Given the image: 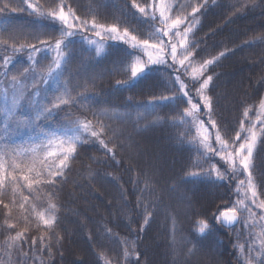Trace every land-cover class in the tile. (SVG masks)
<instances>
[{
	"label": "trees",
	"instance_id": "obj_1",
	"mask_svg": "<svg viewBox=\"0 0 264 264\" xmlns=\"http://www.w3.org/2000/svg\"><path fill=\"white\" fill-rule=\"evenodd\" d=\"M135 2L145 7L150 0ZM69 3L82 18L91 19L95 15L98 23H117L139 37L149 36L152 29L148 19L133 7L132 0ZM242 3L248 0H212L200 11L195 37L199 62L218 57L208 65V74L213 79L207 93L213 98V119L226 136L239 125L244 108L264 95V5L256 0L259 6L248 4L241 8ZM10 18L18 27L24 17L14 12ZM130 50L124 42L110 43L104 58H94L91 52L77 47L74 64L87 69L107 65L127 58ZM221 52L225 55L220 56ZM117 81L101 82L90 88L87 99L98 106L144 105L157 99L165 84L162 76L155 73H147L130 86L118 85ZM23 113L18 112V119L27 117ZM70 120L68 110H60L30 127L35 131L64 127ZM175 131L169 125L138 136L131 152L118 160L94 143L81 148L69 180L56 189L60 208L57 232L62 237L59 251L63 264H104L100 250L109 241L106 229H111L114 237L135 244L134 251L139 253L135 264H167L166 245L160 243L161 229L152 218L168 205L171 197L183 191L196 196L199 215L213 224L211 219L220 212L230 189L227 184H213L207 175L196 178L188 175L189 151L181 145ZM145 209L152 213L147 224H144ZM224 260L233 264L228 256Z\"/></svg>",
	"mask_w": 264,
	"mask_h": 264
},
{
	"label": "snow or ice",
	"instance_id": "obj_2",
	"mask_svg": "<svg viewBox=\"0 0 264 264\" xmlns=\"http://www.w3.org/2000/svg\"><path fill=\"white\" fill-rule=\"evenodd\" d=\"M140 14L145 18L157 20V12L159 21L164 27H157L155 32L150 33L148 38L141 39L137 35L129 31L127 27L121 29L117 23L105 24L98 23L95 15L91 19L81 17L77 11L67 3V0H54L52 4L45 7L40 3V0H20L24 5L21 11H28L30 15H35L38 18L47 20L55 25H58V34L49 40H42L39 36L35 37L37 43H22L19 36L9 34L7 38L0 34V47L6 51L12 52L27 51L29 55L27 59L29 65L27 68L17 75H10L7 72V66L12 62V58L4 56L0 58V67L4 71L0 75L4 76L7 83L0 81V116L3 117V129L0 132V205H3L7 210V216L10 217L13 208H17L21 212V218L28 221V215L32 214L36 218V227H43V232L40 236L41 248L38 251L47 250L51 254L52 239L55 237L59 242L62 237L55 233V225L57 223L56 213L58 205L55 203L56 192L55 186L58 179L65 178V173L70 169L71 163L77 153L78 146L89 141L98 142L109 154L115 156L114 148H110L105 141V136L110 130V126L105 123V120L126 119L130 116L129 113H120L118 111L103 110L100 113H93V120L84 118L70 121L66 127L53 130L50 132H42L39 138H34L32 143L27 146H16L9 144L5 139V134L8 130L15 126H27L29 121L17 119V112L20 106L24 103L35 105L36 98L40 95L39 85L47 86L51 81H61V77L67 70L70 63L72 53L69 49L71 38L77 33L92 31L95 36L103 40L105 36L109 39L120 40L130 45L135 50L129 54L127 60L126 71L128 79L126 81H117L118 85L130 86L136 80L145 76L150 70L149 65L167 63L165 57H170L172 65L178 64L180 68L187 73L189 67L192 68L190 79L193 82L196 95L203 101V107L207 108L210 127L216 129L214 140L218 147H214L210 142V133L205 127L204 121L199 119L201 114V104L193 103L192 97L189 96L188 84L176 76L174 83L179 85L178 93L186 97L188 107L181 110L180 116L174 118L173 122L183 124L186 118L190 124L198 125L196 128L197 135L193 136L189 141L199 156H207L208 153H213L220 157L226 165L223 172L214 165L208 171L214 174L217 180L225 181L229 178L237 179L241 174L243 179H238L236 186L237 200L234 205L222 211L217 220L229 227L237 224H244L250 231L247 240V249L244 244L237 245L238 251L244 255L243 264H264V181L260 185L257 184L256 177L253 174V154L259 143H264V99L259 101V112L255 114V118L250 117L253 106H246L242 113V119L239 122V128L234 137H225L221 135L220 128L216 120L212 119L213 98L207 94L209 85L213 79L211 75L204 77V71L208 65L215 63L218 57L209 59L200 64L199 68L192 67L190 57L193 55L189 47L188 35L192 31V23L187 24L183 31L181 25L185 23L187 17L183 15L185 8L184 4H180L174 18L170 15L173 5L166 3V0H152V3L146 7L140 6L132 0ZM207 0H202L200 4L192 6V20L196 21L195 13L200 12ZM251 4L252 7L259 6L256 0H248V3H242L241 8ZM260 4L264 5V0H260ZM6 7V5H5ZM5 7H0V12L5 10ZM16 11V9H12ZM167 37V42H165ZM264 39V38H262ZM155 40V42H151ZM88 43L97 45L95 54L97 56L104 53V49L98 46L97 41L88 39ZM40 45L45 50H51L55 55L46 69L35 59L36 54L41 51ZM178 47L180 53L178 56ZM146 53L147 59H144L141 54ZM225 55L224 52L220 56ZM186 61L188 65L186 67ZM199 85L196 87V85ZM89 82L85 81L74 87H70L69 81L61 82L57 87L56 93L47 100L43 105H36L35 121L48 119L53 116L57 109L62 105L80 104L86 100L85 95ZM73 92L76 94L73 95ZM176 96L166 97L161 96L160 101L174 100ZM153 103L159 104L158 101ZM145 114L137 112L135 120L137 122L143 120ZM157 119H160L159 117ZM248 121V126H245V121ZM259 125V129H257ZM189 176L197 177L199 172H189ZM49 187L45 193L47 200V210L38 212L34 200H38L39 193L43 188ZM27 189L30 195H24L22 189ZM9 197V202H5L4 197ZM253 209L259 210V216ZM144 224H147L152 213L145 209ZM241 213L245 215L241 217ZM5 225L8 229L15 228L14 223L5 220ZM208 225L205 221L200 222L199 232L204 234ZM28 231L25 228L23 231L17 232L14 236H9L6 242L7 248H15L17 252L24 258H28V253L23 250V242L26 240L25 233ZM51 232L49 236L47 233ZM106 232L111 234V229H106ZM123 256H135L139 259L138 252H129V242L122 241ZM31 244H36V239L31 240ZM134 249L135 244H131ZM191 252V249H189ZM5 255L11 256L10 251H6ZM105 264L111 262L105 259Z\"/></svg>",
	"mask_w": 264,
	"mask_h": 264
},
{
	"label": "rangeland",
	"instance_id": "obj_3",
	"mask_svg": "<svg viewBox=\"0 0 264 264\" xmlns=\"http://www.w3.org/2000/svg\"><path fill=\"white\" fill-rule=\"evenodd\" d=\"M53 2L54 0H40V3L44 4L45 7H48ZM69 2L70 0H67L68 4H70ZM201 2L202 0H166V3L173 5L172 11L170 13L173 18L177 13L178 6L180 4L185 5L183 15L187 17V20H185V23L180 27L181 31H183L184 27L187 24L192 23L193 25L192 31L188 35V42L190 50L193 53V55L190 57V60L192 62V67L195 68H199L200 64L203 62H199L196 59L195 55V37L196 31L200 24V12L195 13L196 21L193 22L192 6L200 4ZM211 2L212 0H207V3L204 4L202 8H204ZM150 3H152V0H150L147 5ZM147 5L144 6L147 8ZM0 7H5V10L3 12H0V34H3L5 38H7L9 34L17 36L22 35V37H19L22 43L36 44L37 41L35 37L37 36H39V38L42 40H49L58 34V25H55L47 20L38 18L35 15H30L28 11H21L20 9L23 8L24 5L20 3V0H0ZM12 9H16V11H13ZM14 12L24 17L19 22L18 27L16 22L11 20L10 18L14 14ZM147 19L152 27L150 33L155 32V29L157 27H164V25L159 21L158 12L157 20L153 21L150 18ZM89 38L97 41L98 46L103 47V54L99 56L95 54L94 49L97 45L89 44ZM140 38L144 39L148 38V36ZM164 39L165 42H167L168 38L165 37ZM151 42H155V40H152ZM110 43H123V41L109 39L107 36H105L103 40H100V38L96 37L94 32L92 31L77 33L74 37H72L71 44L69 45V49L72 53V56L70 63L68 64L67 70L61 77V81H51L47 86L43 84L39 85L40 95L36 98L35 105L24 103L20 106L18 112H25L29 119L25 117L24 119L19 120H27L29 121V123L27 126H21L19 128L12 126L5 134V139L7 140V142L16 146H27L32 143L34 138H39L42 132H50L63 128H46L35 131L32 130V128L30 127L31 124L33 125V123L45 120L41 119L39 121H35V115L37 110L36 105H43L47 103V100L50 99L56 93L57 87L61 85V82L69 81L70 87H74L78 84H82L85 81H88V91L90 88L98 85L101 82L111 80H127L128 73L125 69L127 67L126 62L129 56L123 60H114L109 63L110 65H106V63H104V65L92 66L88 69L82 65L78 66L74 64L73 53L74 50L77 51V47L91 52V56H93L94 58H104L107 54V48ZM124 45L130 47V45L126 43H124ZM37 46L41 47L40 45ZM130 51V53H133L135 50L132 49ZM179 53L180 49L178 47V56ZM28 55L29 53L27 51H20L14 53L10 49L6 51L3 47H0V58L4 56H9L12 58V62L7 66V72L10 75L19 76L20 73H22L23 70L28 67ZM54 55L55 54L50 49L45 50L41 47V51L36 54L35 59L42 66V68L46 69V67L51 64ZM141 55L144 59H147L146 53H143ZM165 59L167 60V63L149 65L150 70L147 72L160 74L165 81L164 90H162L157 99L154 100L159 102L158 106L157 104L153 103V100L152 103H147L144 105L133 104L124 108L115 105L98 106L94 103L93 100L89 98L81 101L80 104L68 106L62 105L60 109H57L55 111L54 115L60 110H68L70 118H72V120L70 121L87 118L93 120L94 123L95 120L93 119V113L98 114L103 110H115L120 113L130 114V116L126 119L105 120V123L110 126V130L104 138L106 143H108V146L110 148H114L115 156L109 154L107 150L104 149L98 142L89 141L88 143H84L78 146V150L71 163V167L65 173V178H57L58 183L54 189L56 192L55 203H57V205L59 206L56 189L61 184L69 180L72 168L75 165L76 156L84 145L94 143L98 145L106 153V155H108L112 159L118 160L133 148L134 142L136 141L138 136L145 135L148 133H155L159 129L172 125L176 128L175 136H178V138L180 137L181 145L183 144L185 150L189 151L186 156L189 157V162L191 163V172H199L202 176L207 175L209 179L214 181L213 184L216 183L215 185L219 183L227 184L228 188L230 189V193L228 195H225L226 198L224 197L223 201L225 203H222L223 206L220 207V212H217L215 217H212L211 220L213 221V224H209L206 218H204L202 215H199V203L195 199L196 196L194 194L190 195L185 191L177 194V196H174V198L171 197L168 205L152 218L153 221L156 222L160 226L159 228L161 229L160 238L162 240H160V243H164V245H166L165 248L167 249L166 253L168 257L167 264H226L224 260L226 256L231 258L233 264H243L245 254H242L238 251L237 245L244 244L245 249H247V240L250 239V237L248 236V232L250 231V229L246 228L244 224H237L230 228H226L225 226H223L222 223L217 220V217L222 211H225L234 205L235 201L237 200V194L235 191L237 182L238 179H243L244 175L241 174L237 177V179L229 178L225 181L217 180L215 175L210 174L208 170L214 165L216 168H219L221 172H223L226 167L224 162L220 159L219 156L213 153H208L207 156H199L195 151L194 146L189 143L192 137L197 135L196 128L198 127V125L195 123L190 124L188 122L189 118H186L183 124L179 123L178 119L177 122H173L174 118H178L180 116L181 110L188 107V104L186 103L187 98L183 97L182 94L178 93L179 85L174 83L176 76H179L181 80L188 84L189 96L192 97L193 103H200L202 106L203 101L200 100V98L196 95L195 89L193 87V82L190 79L189 74L191 73L192 68L189 67L186 73L185 70L180 68L178 64L173 66L170 57H165ZM187 65L188 62L186 61V67ZM3 71L4 68L0 67V73H2ZM208 75L209 74L207 66L206 70L204 71V77H202V79L206 78ZM0 81L7 83L6 78L2 75H0ZM198 86L199 85L197 84L196 87ZM86 93L85 95L87 96ZM75 94L76 93L73 92V95ZM161 96H176V99L160 101L159 98ZM261 99H264V95ZM259 101L255 104H251V106H253V110L249 113V115L252 118H255V114H258L259 112ZM0 103H2V100H0ZM137 112H143L145 114L144 119L139 122L135 120V114ZM158 117L160 119H157ZM199 119L203 120L205 127L208 128V132L210 133V142L213 144L214 147H218L214 140L216 129L210 127V120L208 119L207 108L203 106L201 107V114L199 116ZM69 122L67 123V125L69 124ZM245 126H248L247 120L245 121ZM259 127L260 126L257 125V129H259ZM238 128L239 125L237 126L235 131H233L229 136H226L222 132L221 135L225 136L226 138L234 137ZM2 129L3 117L1 116L0 132H2ZM155 135L156 134H154V136ZM158 144L159 143L155 145L159 146ZM160 145H162V143H160ZM172 162H174V159L171 160V164ZM253 174L256 177L257 184L260 185L261 182L264 181V143H259L257 145L256 150L254 151ZM47 188L49 189V187ZM48 189L43 188V190L38 194L40 198L38 200L33 201V203L36 205V210L38 212L46 213L47 197L45 193L48 191ZM22 191L24 195H30L26 188L22 189ZM4 199L6 203L9 202V197L7 195L4 197ZM59 210L60 208L58 207V211L56 213L57 223L55 225V233L58 236L59 234L57 232V224L59 218ZM253 210L256 211L257 216H259V210ZM25 215H28L27 222H25V220L21 218V212L14 207L11 216L8 217L7 210L4 209L3 205H0V264H63L62 257L59 251L61 240L57 242L55 237H53L50 255L46 249L43 251H38V249L41 248L40 236L44 234L43 227H36L37 221L34 215L28 213H25ZM240 215L243 218L245 214L241 213ZM6 219H8L10 223H14L16 227L8 229L5 225ZM201 221H205L208 225L204 234H201L199 232ZM25 228H27L28 231L25 233L26 240L23 242V250L24 252L28 253V258H24L22 255H20L15 248L8 249L6 244L9 236H14L17 232L23 231ZM47 235L51 236L52 233L49 232L47 233ZM106 236L109 241L105 248H102L100 250V253L104 260V264L105 259L109 260L111 264H135V256H129L128 258H124L123 256V245L121 242L127 240L118 239V236L114 237L112 233L109 234L107 232ZM33 238L36 239L35 245L31 244V240ZM127 242H129L128 251L133 252L134 249L131 247V244L133 243L131 241ZM226 243H228V245H226ZM189 249H191V252H189ZM6 251L11 252L10 257L5 255Z\"/></svg>",
	"mask_w": 264,
	"mask_h": 264
},
{
	"label": "water",
	"instance_id": "obj_4",
	"mask_svg": "<svg viewBox=\"0 0 264 264\" xmlns=\"http://www.w3.org/2000/svg\"><path fill=\"white\" fill-rule=\"evenodd\" d=\"M225 227H227V228H230L229 226H226V225H224Z\"/></svg>",
	"mask_w": 264,
	"mask_h": 264
}]
</instances>
